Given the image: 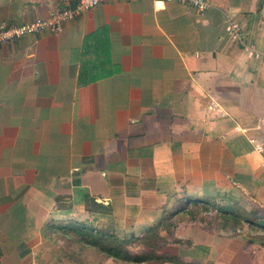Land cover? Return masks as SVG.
Segmentation results:
<instances>
[{
  "label": "crops",
  "instance_id": "1",
  "mask_svg": "<svg viewBox=\"0 0 264 264\" xmlns=\"http://www.w3.org/2000/svg\"><path fill=\"white\" fill-rule=\"evenodd\" d=\"M206 1L106 0L0 45V264H69L45 234L62 221L142 237L189 198L264 214V56L228 31L264 54V0ZM64 6L0 0V22ZM192 231L184 262L264 264L260 240Z\"/></svg>",
  "mask_w": 264,
  "mask_h": 264
},
{
  "label": "rangeland",
  "instance_id": "2",
  "mask_svg": "<svg viewBox=\"0 0 264 264\" xmlns=\"http://www.w3.org/2000/svg\"><path fill=\"white\" fill-rule=\"evenodd\" d=\"M260 146L262 149L258 150L263 151L264 147L262 145ZM210 191L214 195L217 193V190ZM214 198L219 206L225 205L224 201L220 198ZM185 202V211L178 213L177 217L165 223L168 226H166V231H162V234L165 236L163 241L166 243L163 242L161 248H159V250L157 249L158 254H165L166 256H173L176 258H191L194 255L196 248V243L194 242L196 231H192V229H198L201 227L211 233L215 238L223 236H227L228 238L237 236L242 237L246 235L252 240H260L261 242H264L263 230L258 229L255 231L249 227L246 222L240 226H235L231 221L226 222L223 214H221L220 211H217V209L211 204H205L202 202L196 203L195 201H191L190 203L187 201ZM251 211L252 210H248V212ZM253 212H258L261 215L263 214L260 210H255ZM227 223L228 228H223ZM173 224H176L175 228H173ZM233 227L236 229H232ZM114 232L121 238L129 239L130 249L134 253H141L146 250V247H143L140 241L134 239L141 237H136L134 232L129 231L128 228L123 230L119 226ZM47 233H45L46 238L53 242L50 250L53 253L58 254V257H63V262H68L69 264H106V262H104L106 256L101 254L97 249L79 242V238L74 232L70 231L65 234L60 230L51 232V230L47 229ZM131 263L132 262H130V264ZM150 264L158 263L154 261Z\"/></svg>",
  "mask_w": 264,
  "mask_h": 264
},
{
  "label": "trees",
  "instance_id": "3",
  "mask_svg": "<svg viewBox=\"0 0 264 264\" xmlns=\"http://www.w3.org/2000/svg\"><path fill=\"white\" fill-rule=\"evenodd\" d=\"M188 203L195 201L196 203H207L214 206L217 211L223 214L226 222H233L235 226H240L243 223H247L249 227L253 230L261 229L264 231V214H259L258 212H253L256 209H252L251 212L244 210L242 207L238 206L236 203L226 202L225 205L219 206L215 198L209 199H196L189 198L185 199ZM186 208V206H185ZM106 206L97 203L94 199L87 198V210L96 212H105ZM206 210V209H205ZM185 209L183 210V212ZM258 211V210H256ZM178 216V213L173 215H165L160 222L150 228L141 238H134L142 243L143 247H146L145 251L141 253H134L129 246V239H124L115 234L114 230L108 228H98L88 223H76L72 221H62L58 224H49L48 229L51 232H56L60 230L67 234L68 232H74V234L79 238V242L97 249L101 254L108 258H114L121 260L124 263H152L156 261L158 264H163L166 262H171L175 264H200L197 262H184L181 258H176L173 256H166L165 254H158L157 249L161 248L165 236L162 231L166 229L165 223L171 221ZM228 223L224 225L223 228L227 229ZM175 228L176 224L172 225ZM56 229V230H55ZM232 229H236L233 227ZM166 231V230H165ZM234 231V230H233ZM162 242V243H161ZM166 243V242H164ZM212 264V263H207Z\"/></svg>",
  "mask_w": 264,
  "mask_h": 264
},
{
  "label": "built area",
  "instance_id": "4",
  "mask_svg": "<svg viewBox=\"0 0 264 264\" xmlns=\"http://www.w3.org/2000/svg\"><path fill=\"white\" fill-rule=\"evenodd\" d=\"M106 0H65V6L62 9L53 11L47 18H36L33 22L26 23L21 26L10 24L9 22H0V45L8 44L20 40L29 35H37L43 32H52L59 34L63 31L67 22L75 19L81 13L96 7ZM174 1L183 5L197 8L200 11H205L210 6L206 0H162ZM228 31L230 35L241 41L244 45L246 54L250 57L260 58L264 56L262 52L257 50L252 43H246L241 36L240 27L234 22L229 23ZM215 105V104H214ZM255 140H252V143ZM258 149H262L259 145Z\"/></svg>",
  "mask_w": 264,
  "mask_h": 264
}]
</instances>
